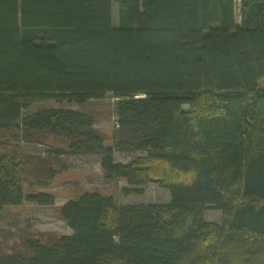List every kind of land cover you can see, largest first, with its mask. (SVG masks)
<instances>
[{
    "label": "trees",
    "instance_id": "obj_1",
    "mask_svg": "<svg viewBox=\"0 0 264 264\" xmlns=\"http://www.w3.org/2000/svg\"><path fill=\"white\" fill-rule=\"evenodd\" d=\"M240 12L237 26L234 0H0V132L66 139L58 152L99 157L106 180L170 194L118 205L84 193L60 209L72 235L27 238L0 264H264V0ZM107 95L112 146L85 112L24 115ZM116 152L142 156L122 164ZM0 174V210L20 205L18 175ZM209 209L221 224L205 221Z\"/></svg>",
    "mask_w": 264,
    "mask_h": 264
},
{
    "label": "rangeland",
    "instance_id": "obj_2",
    "mask_svg": "<svg viewBox=\"0 0 264 264\" xmlns=\"http://www.w3.org/2000/svg\"><path fill=\"white\" fill-rule=\"evenodd\" d=\"M236 25H241V0H234ZM118 5L113 4L112 21L119 25ZM264 89V78L259 82ZM118 99L107 95L84 105L67 101H41L24 112L32 114L43 109L76 110L91 115L94 128L105 137V145L112 146L117 130L116 103ZM187 109V107H185ZM68 141L54 135L30 136L22 130L0 132V167H10L21 180L24 200L17 206H5L0 210V256L19 252L27 238L53 241L72 235V230L60 215L61 207L77 200L84 193L111 196L118 205L167 204L170 194L156 181L130 186L124 180L108 181L95 155H69L59 153L67 150ZM142 154L115 153L118 163L130 164ZM3 174H0L2 176ZM125 190L137 192L125 194ZM47 194L54 197L50 206H41L26 199L27 196ZM207 222L222 223V214L216 210L204 213Z\"/></svg>",
    "mask_w": 264,
    "mask_h": 264
}]
</instances>
